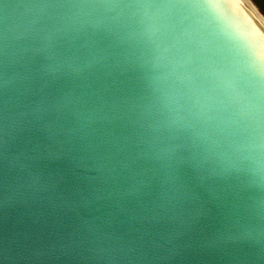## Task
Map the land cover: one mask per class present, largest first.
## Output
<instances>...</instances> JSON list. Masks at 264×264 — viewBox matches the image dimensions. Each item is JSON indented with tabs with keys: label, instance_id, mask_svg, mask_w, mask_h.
<instances>
[{
	"label": "water",
	"instance_id": "water-1",
	"mask_svg": "<svg viewBox=\"0 0 264 264\" xmlns=\"http://www.w3.org/2000/svg\"><path fill=\"white\" fill-rule=\"evenodd\" d=\"M0 264H264L249 0H0Z\"/></svg>",
	"mask_w": 264,
	"mask_h": 264
},
{
	"label": "rangeland",
	"instance_id": "rangeland-1",
	"mask_svg": "<svg viewBox=\"0 0 264 264\" xmlns=\"http://www.w3.org/2000/svg\"><path fill=\"white\" fill-rule=\"evenodd\" d=\"M249 1L264 18V0H249Z\"/></svg>",
	"mask_w": 264,
	"mask_h": 264
},
{
	"label": "snow or ice",
	"instance_id": "snow-or-ice-1",
	"mask_svg": "<svg viewBox=\"0 0 264 264\" xmlns=\"http://www.w3.org/2000/svg\"><path fill=\"white\" fill-rule=\"evenodd\" d=\"M207 3L210 6V8L213 10V12L215 13L218 0H207Z\"/></svg>",
	"mask_w": 264,
	"mask_h": 264
}]
</instances>
